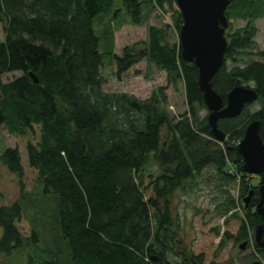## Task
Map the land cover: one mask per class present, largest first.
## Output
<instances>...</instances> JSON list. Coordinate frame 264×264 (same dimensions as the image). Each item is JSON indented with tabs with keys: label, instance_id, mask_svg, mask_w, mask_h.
<instances>
[{
	"label": "trees",
	"instance_id": "obj_1",
	"mask_svg": "<svg viewBox=\"0 0 264 264\" xmlns=\"http://www.w3.org/2000/svg\"><path fill=\"white\" fill-rule=\"evenodd\" d=\"M122 4L116 8V0H0V130L14 138L0 161L20 188L15 201L0 204L1 253L9 255L40 241L34 229L24 236L17 225L23 201L35 193L26 188L32 174L42 183V193L57 198L60 235L49 242L59 245V254L40 261L30 255L27 264H204V254L178 245L171 196L210 166L226 183L240 184L242 198L254 188L243 216L234 211L239 200L230 192L219 205L222 217L231 213L226 221L240 219L236 234L219 229L222 242L250 241L251 232L263 224L255 197L260 186L244 171L239 143L228 140L240 142L247 126L259 120L264 142V52L257 51L254 22L264 17V0H231L226 10L228 18L239 17L246 24L228 32L225 62L212 80L213 88L226 104L234 87H252L261 105L254 113L247 104L239 116L220 118L221 140L208 119L199 116L205 102L198 67L183 59L181 43L170 41L168 28L180 33L183 25L176 0ZM156 10L171 11L173 24L149 25L143 48L126 47L117 54L110 31L111 50H100L97 17L105 14L142 25ZM253 49L260 59L236 64L241 54L252 55ZM107 55L117 79L145 59L166 72L169 84L183 83L187 112L179 120L172 117L161 88L146 100L105 92ZM11 72L21 75L3 82ZM164 127L170 134L166 138ZM152 161L161 168L156 179L146 174ZM252 245L264 264V248Z\"/></svg>",
	"mask_w": 264,
	"mask_h": 264
},
{
	"label": "rangeland",
	"instance_id": "obj_2",
	"mask_svg": "<svg viewBox=\"0 0 264 264\" xmlns=\"http://www.w3.org/2000/svg\"><path fill=\"white\" fill-rule=\"evenodd\" d=\"M122 3L123 0H116V8L121 7ZM101 19L103 23H99ZM111 19V16L105 14L97 17L95 19V29L100 37V50L104 53L111 50V33L114 31L115 52L119 55L122 54L126 47L137 50L143 48L144 42L148 39L149 25L165 27L168 24H173L171 11L162 13L159 10L146 17V21L142 25L131 24L124 19L120 20V17L117 19L113 18V22H116L113 24ZM228 21L229 25L226 28L225 36L229 41L228 32L243 28L246 21L239 17L228 18ZM254 22L258 28L255 38L258 50L253 49L251 51L252 55H248L249 51L241 54L236 64L244 65V62L249 58L260 59L261 57L256 52H264V17L257 18ZM168 31L171 43L179 44L180 33L172 26L168 28ZM0 39H4L3 33H0ZM106 62L107 68L103 72L107 80L103 86L105 92L126 93L134 95L140 100H146L155 90L161 88L167 96L166 108L172 117L179 120L180 116L187 112L188 106L184 84L181 82L177 86L169 84L165 71L154 65H149L143 59L125 73L122 79H117L114 74L116 70L115 64H110L112 62L110 55L106 56ZM231 62L232 65L235 64L233 61ZM20 75L21 72L7 73L3 76V82H9ZM260 105L261 103L257 101L251 103L249 111L254 113L260 108ZM198 112L199 116L206 117L209 121L211 110L206 104L204 108H198ZM162 135L164 138L170 136L166 127L163 129ZM10 139L14 141V138L7 131L1 129L0 154L9 145ZM228 141L231 144L239 143L230 139ZM146 174H152V178L156 179L161 174V168L155 161H152L146 170ZM238 175L240 174L238 173ZM251 175L253 178L252 183L260 186L261 175ZM147 177L149 178V176ZM36 179L37 176L35 174L30 175L26 179V188L31 190L30 193L35 190V193L23 201L24 214L17 225L24 236H30L34 229L38 233L40 241L23 249H16L9 255L0 252V264H27V259L30 255L40 261L51 259L59 254V245L49 242L50 239H59L60 235L57 228V218L55 217L57 198L52 194L45 195L42 193V183L36 182ZM259 189L260 187L257 189L259 194L255 195L257 201L260 199ZM227 192H230L233 198L239 200L234 211L243 216L245 214L244 198L248 194L242 198L241 185L235 182L226 183L220 178L217 169L211 166L206 168L195 182L186 183L184 189H177L171 196V209L178 245L183 247L185 251L190 249L195 255L204 254V264H212V262L217 264H250L252 261L260 259L259 257L257 258L259 254L254 245H252L256 243L257 229L251 232V240H248L249 245L245 249H240L239 245L241 242L237 243L232 239L225 243L222 242V237L218 233L219 229H221V233L229 231L236 234L240 226L239 218L231 217L226 221L231 213L227 217H222L219 213V205L225 200L228 195ZM19 194L20 188L17 181L10 179V175L2 167L0 161V204L12 203L19 197ZM1 234L2 228L0 226V237ZM178 250H181V248Z\"/></svg>",
	"mask_w": 264,
	"mask_h": 264
},
{
	"label": "water",
	"instance_id": "obj_3",
	"mask_svg": "<svg viewBox=\"0 0 264 264\" xmlns=\"http://www.w3.org/2000/svg\"><path fill=\"white\" fill-rule=\"evenodd\" d=\"M183 16L180 31L182 57L194 63L199 69V85L203 92L204 102L211 110L209 124L217 139H223V132L218 128L220 118L239 116L247 104L255 102L257 91L252 87L239 85L228 94L224 104L222 96L213 88L212 80L225 62V51L228 40L225 36L229 25L226 10L231 0H176ZM35 82L37 77L31 73ZM261 122L252 121L246 128L243 139L238 144V151L243 156L244 171L261 175L260 199L257 211L263 224L257 228L256 243L264 248V142L260 134ZM254 196V190L244 198L246 208ZM249 241L242 242L239 247L245 249ZM250 264H262L256 259Z\"/></svg>",
	"mask_w": 264,
	"mask_h": 264
}]
</instances>
